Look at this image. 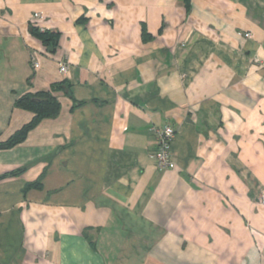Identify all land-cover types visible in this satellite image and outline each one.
Masks as SVG:
<instances>
[{"label": "crops", "instance_id": "obj_1", "mask_svg": "<svg viewBox=\"0 0 264 264\" xmlns=\"http://www.w3.org/2000/svg\"><path fill=\"white\" fill-rule=\"evenodd\" d=\"M55 84L0 150V264H264V0H0V143Z\"/></svg>", "mask_w": 264, "mask_h": 264}, {"label": "trees", "instance_id": "obj_2", "mask_svg": "<svg viewBox=\"0 0 264 264\" xmlns=\"http://www.w3.org/2000/svg\"><path fill=\"white\" fill-rule=\"evenodd\" d=\"M37 36L43 40L44 43L49 44L54 38L53 34L48 31H41L37 33ZM62 84L52 85L49 90L42 91L36 96H24L21 98L16 106L18 108L30 111L35 114V118L27 125L23 126L22 129L17 131L12 137L6 142L0 143V150H8L15 148L22 144L27 139L31 131H33L43 120L57 118L61 112V105L58 102V98L55 95L61 90ZM23 170L13 173V176L20 175ZM42 181L39 179L34 183H29L25 187V192L31 189H41Z\"/></svg>", "mask_w": 264, "mask_h": 264}, {"label": "built area", "instance_id": "obj_3", "mask_svg": "<svg viewBox=\"0 0 264 264\" xmlns=\"http://www.w3.org/2000/svg\"><path fill=\"white\" fill-rule=\"evenodd\" d=\"M40 14H35L34 18L37 19ZM247 38H250L249 33L246 34ZM38 63H35V68H38ZM60 70L63 74L68 71V66L66 63L60 64ZM176 133L171 126H166L158 135V152L156 153L157 166L160 169H172L175 167V163L172 159L171 154V144L175 139ZM262 204L264 205V190L262 196Z\"/></svg>", "mask_w": 264, "mask_h": 264}]
</instances>
